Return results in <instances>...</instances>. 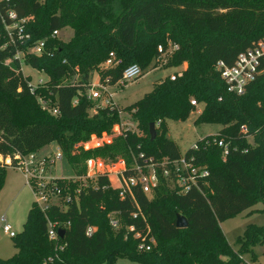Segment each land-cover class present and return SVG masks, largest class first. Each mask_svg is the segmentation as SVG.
Returning <instances> with one entry per match:
<instances>
[{"label": "trees", "instance_id": "obj_1", "mask_svg": "<svg viewBox=\"0 0 264 264\" xmlns=\"http://www.w3.org/2000/svg\"><path fill=\"white\" fill-rule=\"evenodd\" d=\"M17 23L29 38L22 42L15 37V44L6 46L5 26ZM65 29L73 32L68 41L54 36ZM263 37L264 0H0V193L7 168L17 167L16 155L39 153L54 142L76 176L86 173L91 158L109 164L122 158L129 167L132 153H142L147 159H179L177 144L167 136V122L187 121L197 110L193 100L203 107L196 125L223 127L217 135L199 141L198 149L187 152L211 172L206 195L198 190L178 195L164 179L152 197L135 191L156 239L152 251L138 250L135 234L146 225L133 219L134 202L121 200L108 178L100 177L97 188L83 192L66 212L54 207L46 216L34 204L24 231L13 238L17 254L0 259V264H115L119 259L142 264H246L243 253L264 245V226L248 227L237 253L220 225L250 209L256 200L264 201V75L244 95L228 94L216 65L221 61L232 65ZM41 41L45 49L36 55L32 50ZM174 47L178 49L172 53ZM18 53L48 77L34 92ZM111 53L120 64L101 70ZM170 56L172 60L164 64ZM184 63L188 66L182 77L176 81L166 78L125 109L142 137L129 132L103 146H91L95 139L112 137L114 127L121 123L117 107L93 112L98 103L88 94L94 72L103 81L109 78L114 86L132 64L144 72ZM41 99L58 114L44 109ZM151 123L159 125L154 141L149 133ZM242 126L248 127V134L241 132ZM248 136H253L252 144ZM215 139L235 148L226 160ZM255 166L260 167L258 179L251 171ZM55 181L66 186L62 179ZM70 186L73 190L78 183ZM166 205L172 206V217ZM112 214H117L118 230L111 226ZM177 214L188 219V228H177ZM47 217L70 222L63 239L49 238ZM132 226L135 232L129 230ZM89 227L96 228L90 237Z\"/></svg>", "mask_w": 264, "mask_h": 264}, {"label": "built area", "instance_id": "obj_2", "mask_svg": "<svg viewBox=\"0 0 264 264\" xmlns=\"http://www.w3.org/2000/svg\"><path fill=\"white\" fill-rule=\"evenodd\" d=\"M11 18H15V15L10 14ZM25 22V20L23 21ZM7 32L8 42L7 45L15 44V37L19 41L28 39L29 36L24 34V27L17 23L12 26H5ZM13 30H16L14 35ZM61 31H56L54 36H58ZM5 46V47H6ZM45 49V42H39L32 50L36 55H41ZM178 47L171 48L173 53ZM159 51H163V47H159ZM17 58L21 60V53L17 54ZM168 58H171L168 57ZM167 58V59H168ZM167 59L165 63H167ZM120 61H116L114 53H111L109 58L102 64L101 70L114 68L119 65ZM216 70L219 73L226 91L228 94L242 96L248 88L259 77L264 75V37L261 38L253 47L247 51L241 53L232 65H227L224 62H218ZM97 80L91 81L88 97L97 102L98 104L94 108L93 112L97 113L100 109L106 107H117L114 102V94L111 91L112 87H116L121 82H135L139 80L143 75V70L139 65H131L126 68L122 74L121 80L114 86L109 83V78L105 81L102 80L101 74L97 72ZM183 76V71H178L172 74L169 78L171 81H176ZM31 91L34 92L39 85L44 84L41 81L37 86H33L31 83ZM222 100V99H220ZM77 103V100L75 101ZM191 104L195 107L198 106L197 102L193 100ZM41 105L44 109L48 110L52 115L56 116L58 110H50L47 108V103L41 99ZM120 117L122 111L119 109ZM122 119V117H121ZM159 126V125H158ZM156 125V127H158ZM122 127V128H121ZM116 127L118 135L112 137H106L101 139H95L94 145L96 147L103 146L108 143L113 137H120L126 135V133H137L142 137L141 133L135 124L134 128L129 126ZM241 132L244 134L249 133V129L246 126L241 127ZM247 139H254L253 136H248ZM249 141V140H248ZM215 145L222 149L223 158L226 160L232 151L231 144L220 139L214 140ZM252 144L251 141H249ZM194 149H198L195 145ZM64 158L63 151L58 148L57 153H49L48 155H41L38 153H32L28 156L16 155L17 167L21 169L27 179L28 185L33 190L35 196V204L37 207L47 216L48 211L56 207L61 212H66L70 206L77 204L80 199V195L89 189L97 188V181L100 177L108 178L110 187L119 191L121 200L130 199L136 206V211L132 217L135 220H142L146 227L144 231H136L135 227L129 228L131 232H135V238L139 240L138 250L140 252H150L156 247V239L152 235L151 227L147 222L146 216L143 214L140 206L135 197V191L140 190L148 197H152L161 187L162 179L171 186L173 191H176L178 195H185L193 190H198L203 195L207 194L208 180L211 176V172L208 166L198 164L197 158L194 154L180 157L179 159L172 160L169 157H164L160 160L153 158H145V155L140 153L138 155L132 153V165L129 167L126 160L119 158L113 163H105L101 159L91 158L86 162V173L81 176H76L70 179H63L66 182V186H59L56 183V179L53 176L54 168L58 162ZM139 159L143 160L141 164ZM78 183L77 188L70 186L71 184ZM117 214L110 216V222L113 229L118 230L120 223L116 218ZM48 218V217H47ZM70 228V222L52 221L48 218V235L51 240L61 239L58 235L59 230L66 232ZM4 233L14 238L16 234L12 231V226L5 220L3 226ZM96 231L95 227H89L87 230V236H92Z\"/></svg>", "mask_w": 264, "mask_h": 264}, {"label": "rangeland", "instance_id": "obj_3", "mask_svg": "<svg viewBox=\"0 0 264 264\" xmlns=\"http://www.w3.org/2000/svg\"><path fill=\"white\" fill-rule=\"evenodd\" d=\"M73 35L71 29L61 31L58 38L68 41ZM23 57V55H21ZM172 58H168L171 61ZM21 67L24 75L30 77V83L37 86L43 81L45 83L48 79L47 75L32 68V66L21 59ZM134 65V64H132ZM188 65L184 63L181 66L173 68L161 65L157 69H147L144 71L142 77L135 82H121L116 87L112 88L114 94V102L122 111L121 126L135 127L134 118L130 112L125 111L126 108L134 105L141 100L146 94L154 91L156 85L161 81L169 78L172 74L182 71ZM97 80V73L94 72L92 81ZM196 112L184 122L168 121L167 136L173 140L179 149L180 156L185 157L187 152L192 149L199 141H202L208 136H215L221 130L222 126L217 124H195L198 114L203 111V107L197 106ZM93 113V112H91ZM122 128V127H121ZM118 135L116 127L113 129V136ZM253 142L254 139H248ZM94 144H91L93 146ZM57 143H52L39 151L41 155H48L49 153H57ZM10 162V161H9ZM251 171L257 179L260 176V167H252ZM53 176L55 178L70 179L76 177V173L72 166L64 156L62 161L58 162L54 168ZM231 187L236 190V186L228 176ZM35 204V196L33 190L28 185L27 179L21 169L8 167L6 170V183L0 193V259L8 260L17 254L15 247V239L4 233L3 226L6 220L11 226L12 231L19 235L24 231L25 224L28 220V214L32 206ZM166 213L168 216L173 215L172 206L166 205ZM221 229L226 236L227 241L233 250L239 253L242 246L239 242L240 237L244 235L248 227H263L264 226V201L256 200L253 206L243 211L230 219L221 223ZM242 259L246 264H264V245L257 244L243 253ZM115 264H142L128 259H119Z\"/></svg>", "mask_w": 264, "mask_h": 264}, {"label": "water", "instance_id": "obj_4", "mask_svg": "<svg viewBox=\"0 0 264 264\" xmlns=\"http://www.w3.org/2000/svg\"><path fill=\"white\" fill-rule=\"evenodd\" d=\"M149 133L151 136V140L154 141L157 137V127L155 123H151ZM176 226L178 229H186L189 227V221L185 216L177 214ZM58 235L61 239H63L65 237V231L59 230Z\"/></svg>", "mask_w": 264, "mask_h": 264}, {"label": "crops", "instance_id": "obj_5", "mask_svg": "<svg viewBox=\"0 0 264 264\" xmlns=\"http://www.w3.org/2000/svg\"><path fill=\"white\" fill-rule=\"evenodd\" d=\"M113 88V87H112ZM112 88H111V91H112ZM59 148V147H58Z\"/></svg>", "mask_w": 264, "mask_h": 264}]
</instances>
